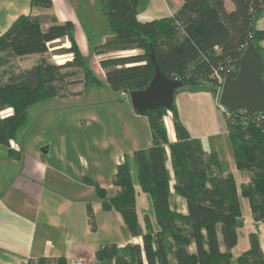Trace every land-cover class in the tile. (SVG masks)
<instances>
[{
	"label": "trees",
	"instance_id": "1",
	"mask_svg": "<svg viewBox=\"0 0 264 264\" xmlns=\"http://www.w3.org/2000/svg\"><path fill=\"white\" fill-rule=\"evenodd\" d=\"M229 1L231 10L226 9L224 0H182L172 15L139 21L138 12L148 0H101L110 36L93 52L140 51L99 61L109 88L116 94L145 88L154 75L152 54L165 77L189 87L209 84L216 96L220 84L214 74L224 80L234 79L249 44L260 54L264 74L260 45L264 29L253 28L254 20L264 13V0ZM31 3L50 6L51 0ZM41 23L40 17L20 16L0 35V54L11 58L37 57L32 66L19 74L5 82L0 79V145L13 159L20 158L21 153L12 149L10 142L26 122L30 106L46 98L74 94L79 85L99 83L76 44L73 24L68 21L43 30ZM65 40L68 47H62ZM61 54H70L71 60L62 64L50 61L52 56ZM4 56L0 55V66L7 59ZM4 110L10 113L1 115ZM168 111L175 141L167 137V110L147 111L142 115L148 119L151 146L133 153L140 188L152 199L157 230L149 218H145L143 226L138 223L130 163L124 158L112 178L116 189L113 196L108 197L97 182L88 178L85 181L93 186L102 209L117 211L129 235L140 238L142 244L127 243L122 248L104 245L95 257L113 259L115 264H143L142 256L146 264H233L231 250L237 244L236 225L241 216L239 194L247 198L253 221L264 225V113L223 111L236 170L250 174L249 182L241 184L238 193L233 175L225 173L217 156H207L199 140L190 137L174 102ZM170 187L184 200L186 214L171 206ZM87 213L91 221L89 204ZM218 230L223 252L219 249ZM248 241V249L236 258L235 264H264L257 234L250 233ZM190 246L194 247L193 252L189 251ZM36 262L67 264L62 258L53 263L43 258Z\"/></svg>",
	"mask_w": 264,
	"mask_h": 264
},
{
	"label": "crops",
	"instance_id": "2",
	"mask_svg": "<svg viewBox=\"0 0 264 264\" xmlns=\"http://www.w3.org/2000/svg\"><path fill=\"white\" fill-rule=\"evenodd\" d=\"M98 1L102 10L101 0ZM181 3L182 0H175L174 3L169 0V8L165 15L174 14ZM224 4L227 10L232 9V4L229 0H224ZM146 7L138 12L137 18L139 21L156 19L155 15L159 13L157 11H153V13L148 12L146 11ZM93 9L97 11L95 0H51L50 6L32 4L31 0H0V35L5 33L20 16L31 15L40 17L43 30L48 29L50 26L61 25L69 21L74 27L76 44L81 54L85 55V53L93 51L95 46L102 44L110 36L109 29L102 36L97 35V27L94 26L91 19L93 14L97 17L96 12L94 11L93 13ZM161 15H164V13ZM55 42H58V40ZM62 47H68L67 40L64 41ZM138 53H140L139 50L112 51L95 57L99 64L101 59L124 57ZM57 57H63L60 63L71 60L70 54H61ZM94 74L98 79L99 77L105 79V74L101 68L100 71L98 70ZM83 90V88L79 87L73 92L80 93ZM122 102L127 105V108H130V102ZM174 103L182 125L191 138L199 140L204 153L207 156L211 154L216 155L221 165L225 168V173L233 175L235 171H238L235 167L223 111L219 108L217 97L210 90V85L204 84L197 87L183 86L175 94ZM167 112L171 114L168 110ZM138 116L141 118L139 119L141 124L140 130H136V126L134 125H128L127 127L128 133L133 140L134 151L147 149L151 146V131L148 119L144 115L138 114ZM169 117L164 118V123L169 141L174 142L175 133L171 116ZM217 135L224 138L223 145L216 142ZM10 146L15 151H20L21 156L18 159H13L8 157V155L0 154V264H25L36 262L42 258L49 263L62 258L66 263L71 259H81L85 264H89L92 257L96 258V251L104 245L94 243L87 245L83 242V239L89 234V229L90 231H95L96 227L92 222H88V224L86 222L82 223L81 210L77 212L78 215L73 219V204L69 201H58L54 197L56 194L54 185H56L59 178L65 177L62 166H57L38 155L24 154L21 145L16 140L11 141ZM221 146L224 147L221 148ZM1 148L6 150V148L0 145V150H2ZM166 153L168 155L167 148ZM21 159L25 161L24 169L22 168V170L16 172V168L14 167H16V164ZM58 160L64 163L67 162L63 157H60ZM121 161L119 160L116 166ZM9 166L12 169L14 168L15 171L13 170L6 177L5 169ZM115 172L111 176V186L114 189V194L116 189L112 185V178ZM169 172L172 177L170 169ZM79 174L83 175L82 173ZM21 179H24L26 185L18 184V180ZM249 180L250 174L248 172L245 177H242L241 184H246ZM47 181L49 184L48 188L45 187ZM170 183L172 185V181ZM170 192L173 194L172 187H170ZM171 197V206L178 212L186 214L184 200L181 197H176L173 200ZM87 205L88 203L86 204V209ZM115 214L116 220H121L122 222L120 214L117 211H115ZM86 215H88L87 210ZM143 225L141 224V226ZM250 233L255 232L250 231ZM129 238L130 240L127 243L131 244H135L134 242L140 239L132 238L130 235ZM217 239L219 249L223 252L224 246L219 230L217 231ZM127 243L117 247L122 248ZM105 245L111 244L107 242ZM236 258L233 264H235ZM104 260H111L115 264L113 259ZM142 260L143 264H146L144 256H142Z\"/></svg>",
	"mask_w": 264,
	"mask_h": 264
},
{
	"label": "rangeland",
	"instance_id": "3",
	"mask_svg": "<svg viewBox=\"0 0 264 264\" xmlns=\"http://www.w3.org/2000/svg\"><path fill=\"white\" fill-rule=\"evenodd\" d=\"M170 2L174 3L175 0H170ZM168 3L169 0H150L146 11L159 12L158 15H155V18L166 16L165 13L169 8ZM95 4L98 14L93 9V13L95 11L97 17L93 14L91 19L94 26L97 27V35L102 36L108 31L109 27L99 1L95 0ZM163 13L164 15H161ZM253 28L257 30L264 29V13L254 20ZM260 45L264 54V41ZM106 53L108 51L96 54L91 50L90 53L83 54L87 66L94 73L100 71L95 56ZM0 55L4 56L5 54L1 53ZM54 56L50 58V61L55 64H62L60 61L63 57ZM4 57L7 59L0 66V79L3 82L29 68L37 60V57L11 58L6 55ZM79 87L84 89L80 93L46 98L30 106L27 109L26 122L18 129L15 140L21 145L24 154L38 155L57 166H62L65 177L59 178L56 185H54L56 193L54 197L58 201H69L73 204V219L78 215L77 212L81 210L82 223L92 222L96 227L95 231L89 229V234L83 239V242L87 245L91 243L105 245L107 242L115 244V246L124 245L130 240L128 230L121 220H116L113 209L110 210L111 212L101 209L100 200L95 194L93 186L87 184L85 180L87 178L95 180L106 190L107 196H113L114 189L111 186V176L115 172L117 162L126 158L130 163L131 178L135 190V209L138 223L140 225L144 224L145 218H149L153 223V229L157 230L154 223L151 196L143 192L139 185L133 161L134 144L127 130L128 125H134L136 130H140L139 119L141 118L138 114H134L135 112H133L130 104V108H127V105L122 102L126 101L128 103V98L114 93L104 78L99 77V83H89L85 87L79 85L75 89ZM219 93L220 89L216 90L217 100ZM9 113L10 110H4L1 115L5 116ZM167 116L169 117L171 114L167 112L165 117ZM216 139V142L223 145V137L218 136ZM225 141L228 143L227 140ZM223 147L221 146V148ZM1 149L0 154L7 155L6 150ZM60 157L65 158L67 162H60L58 160ZM24 165L25 161L23 159L18 161L16 167H14L16 172L22 170ZM14 168L7 167L5 176H9ZM247 174V171H235L233 173L238 193L242 177ZM18 184L26 185L24 179L18 180ZM45 187H49L48 181ZM171 196L173 200L179 197L175 194H171ZM87 203L92 212L91 221L86 215ZM239 204L241 216L236 225L237 244L232 249L233 261L248 247V234L250 231L257 233L264 257L263 223L253 221L249 202L247 198L240 194ZM134 243L141 245V240L137 239ZM189 251L193 252L194 247L190 246ZM170 260L173 263L171 257ZM89 264H113V262L111 260L98 261L92 257Z\"/></svg>",
	"mask_w": 264,
	"mask_h": 264
},
{
	"label": "water",
	"instance_id": "4",
	"mask_svg": "<svg viewBox=\"0 0 264 264\" xmlns=\"http://www.w3.org/2000/svg\"><path fill=\"white\" fill-rule=\"evenodd\" d=\"M150 59L154 75L149 84L138 91H129L132 110L142 115L147 111L170 110L175 92L183 83L163 75L152 54ZM263 60L253 44L245 49L234 79H226L221 85L218 103L225 109H243L247 112L264 113Z\"/></svg>",
	"mask_w": 264,
	"mask_h": 264
},
{
	"label": "built area",
	"instance_id": "5",
	"mask_svg": "<svg viewBox=\"0 0 264 264\" xmlns=\"http://www.w3.org/2000/svg\"><path fill=\"white\" fill-rule=\"evenodd\" d=\"M214 75L217 77V80L219 81L220 86H219L218 89H220L222 83L224 82V79H221L220 77H218L216 73H215ZM120 95H121L122 97H126V98H128V93H121ZM218 106H219V108L222 109V111H224L225 108H223L219 103H218ZM25 264H28V263H25ZM32 264H38V263H37V262H32ZM67 264H84V261L81 260V259H71V260H69V261L67 262Z\"/></svg>",
	"mask_w": 264,
	"mask_h": 264
}]
</instances>
